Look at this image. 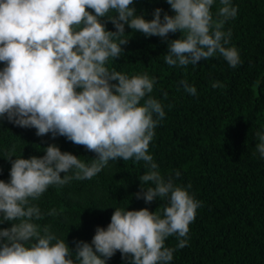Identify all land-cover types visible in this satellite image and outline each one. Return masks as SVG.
Returning <instances> with one entry per match:
<instances>
[{
    "label": "clouds",
    "instance_id": "9594fccd",
    "mask_svg": "<svg viewBox=\"0 0 264 264\" xmlns=\"http://www.w3.org/2000/svg\"><path fill=\"white\" fill-rule=\"evenodd\" d=\"M133 2L0 0V62L5 65L0 69V118L34 128L38 136H64L96 153L90 164L56 144H49L42 157L13 160L8 154L10 179H0V223H13L0 228V264H106L117 251L128 264H169L175 249L165 247V239L175 235L176 247L186 246L200 205L171 176L165 180L148 153L154 129L165 116L161 102L150 95L156 81L147 73L129 78L105 65L124 52L127 24L145 36L167 39L169 33H181L168 41L164 59L169 66L196 65L219 54L236 67L240 57L228 46L232 33L224 25L237 9L230 0H220L214 20V0H166L175 15L165 12L161 18L162 9L156 8L153 19L146 20L136 14ZM105 16L115 31L106 29L100 19ZM182 83L196 95L195 86ZM212 87L223 85L214 81ZM256 136L257 151L264 157V134ZM118 158L145 162L149 170L139 176L135 195L146 203L166 198L163 215L148 208H115L107 228L97 226L91 243L76 241L73 259L64 239L35 222L44 213L31 201L49 186L91 179ZM56 214V209L48 213Z\"/></svg>",
    "mask_w": 264,
    "mask_h": 264
},
{
    "label": "trees",
    "instance_id": "16d2710c",
    "mask_svg": "<svg viewBox=\"0 0 264 264\" xmlns=\"http://www.w3.org/2000/svg\"><path fill=\"white\" fill-rule=\"evenodd\" d=\"M230 5L237 14L225 22L224 31L231 30L228 46L240 57L236 67L219 54L196 65L169 66L164 59L168 41L181 33H169L167 39L145 36L127 24L124 52L105 65L129 78L147 73L155 79L150 95L161 102L165 116L154 129L148 153L165 180L171 176L174 185L185 188L200 205L184 248L176 247L175 235L165 239V247L175 249L169 264H264V157L256 148V133L264 134V0H230ZM220 6V0H214V20ZM132 7L146 20L153 19L156 8L162 9L161 18L165 12L175 15L166 0H134ZM100 19L107 30L115 31L107 16ZM4 66L0 62V69ZM183 81L195 86L196 95L184 90ZM214 81L223 87L213 88ZM49 144L86 164L96 157L64 136H38L34 128L0 118V179H10V152L13 160L42 157ZM148 170L143 161L118 158L91 179L49 186L31 201L44 213L35 222L64 239L74 259L76 241L91 243L97 226L107 228L115 208H148L163 215L166 198L146 203L135 195L140 191L139 176ZM52 209L56 215H48ZM12 223L4 221L0 228ZM106 264L128 261L117 251Z\"/></svg>",
    "mask_w": 264,
    "mask_h": 264
}]
</instances>
